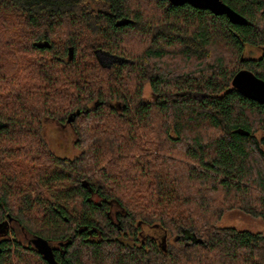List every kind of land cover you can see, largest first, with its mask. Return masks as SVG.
I'll list each match as a JSON object with an SVG mask.
<instances>
[{
  "label": "trees",
  "instance_id": "16d2710c",
  "mask_svg": "<svg viewBox=\"0 0 264 264\" xmlns=\"http://www.w3.org/2000/svg\"><path fill=\"white\" fill-rule=\"evenodd\" d=\"M222 1L246 25L169 0H0V226L64 242L62 264H264V234L216 225L264 221V103L232 85L264 80V0ZM71 114L60 156L43 125ZM3 243L0 264H48Z\"/></svg>",
  "mask_w": 264,
  "mask_h": 264
},
{
  "label": "rangeland",
  "instance_id": "374dc122",
  "mask_svg": "<svg viewBox=\"0 0 264 264\" xmlns=\"http://www.w3.org/2000/svg\"><path fill=\"white\" fill-rule=\"evenodd\" d=\"M262 51L261 48L250 47L246 44L244 48L245 57H257ZM144 96L146 98L152 97V92L148 86L144 89ZM43 136L48 143L49 147L60 156L73 157L78 153V148L75 146V134L70 124H60L57 121L46 120L43 125ZM217 227H229L236 230H245L252 233L264 234V221L262 218L253 216L246 213L242 209L232 208L226 209L223 215L216 222ZM143 233L147 236H153L162 241L164 236L163 231L157 225L144 226ZM169 242H173L172 237L167 239ZM26 257L30 256L29 253L23 251ZM34 259V260H33ZM31 262L37 264L36 257L30 258Z\"/></svg>",
  "mask_w": 264,
  "mask_h": 264
},
{
  "label": "water",
  "instance_id": "95a60500",
  "mask_svg": "<svg viewBox=\"0 0 264 264\" xmlns=\"http://www.w3.org/2000/svg\"><path fill=\"white\" fill-rule=\"evenodd\" d=\"M169 2L176 6L188 4L193 8L200 10H208L214 15L220 16L225 15L230 23L235 25H246L247 20L241 14H238L234 9L224 3L222 0H169ZM128 23L127 20L121 19L116 22V25H125ZM35 45L39 48L49 47L48 41H39ZM98 59H102L104 52L98 50L95 51ZM69 56L73 55L72 47L69 48ZM118 61V57L111 55L110 63ZM109 63V64H110ZM233 87L245 98L258 102L264 103V80L254 75L247 69H241L235 74L232 79ZM75 114L68 116L66 122L72 123ZM246 135L248 132L245 133ZM31 243L34 248L48 261L50 264H56V260L53 254V248L51 247L48 240L40 236H34L31 239Z\"/></svg>",
  "mask_w": 264,
  "mask_h": 264
},
{
  "label": "flooded vegetation",
  "instance_id": "af4514ba",
  "mask_svg": "<svg viewBox=\"0 0 264 264\" xmlns=\"http://www.w3.org/2000/svg\"><path fill=\"white\" fill-rule=\"evenodd\" d=\"M103 59L104 58L102 57V60ZM114 215L115 214H113V216ZM143 227L144 226H142L141 234L146 237L147 235H145L143 233ZM11 231H14V232H11ZM32 237L33 236L28 235L22 229V227L19 225V223L16 220H13V219H7V220H5L3 222V224L0 226V254H1V251H2L1 245L2 246L4 245L3 242H5L6 240H12L14 238H16L19 242H22L23 245L25 247H27V250L25 252L30 253L32 255H34L35 253H39L34 248L33 244L31 243ZM49 243H50L51 247L53 248V254H54V258L56 260V264H62V262H60L59 259H58V253L60 252V250H62V248L64 246V242H62V241H55V242H49ZM9 253H11V251ZM41 257L44 259V261H46V259L42 255H41ZM46 262L48 264H50L48 261H46Z\"/></svg>",
  "mask_w": 264,
  "mask_h": 264
}]
</instances>
